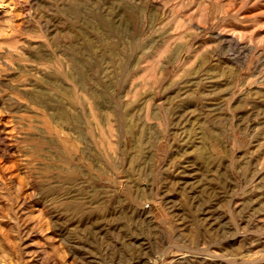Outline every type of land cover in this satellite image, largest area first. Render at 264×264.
Masks as SVG:
<instances>
[{
  "label": "rangeland",
  "instance_id": "1",
  "mask_svg": "<svg viewBox=\"0 0 264 264\" xmlns=\"http://www.w3.org/2000/svg\"><path fill=\"white\" fill-rule=\"evenodd\" d=\"M0 264H264V0H0Z\"/></svg>",
  "mask_w": 264,
  "mask_h": 264
}]
</instances>
